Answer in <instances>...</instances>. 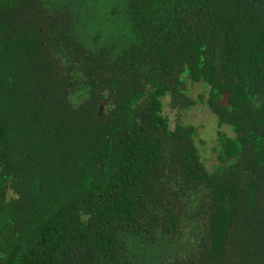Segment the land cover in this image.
I'll return each mask as SVG.
<instances>
[{
    "label": "trees",
    "instance_id": "16d2710c",
    "mask_svg": "<svg viewBox=\"0 0 264 264\" xmlns=\"http://www.w3.org/2000/svg\"><path fill=\"white\" fill-rule=\"evenodd\" d=\"M0 264H264V0H0Z\"/></svg>",
    "mask_w": 264,
    "mask_h": 264
},
{
    "label": "rangeland",
    "instance_id": "374dc122",
    "mask_svg": "<svg viewBox=\"0 0 264 264\" xmlns=\"http://www.w3.org/2000/svg\"><path fill=\"white\" fill-rule=\"evenodd\" d=\"M190 96L197 97L202 88L198 84L191 86ZM165 112L168 113L171 121L175 120L174 111H171L169 107H165ZM186 118L190 122L194 123L199 129V134L195 139V144L201 150L203 158L208 164L214 163V148H215V133L217 130V122L214 115H212L206 108L199 107L187 111Z\"/></svg>",
    "mask_w": 264,
    "mask_h": 264
}]
</instances>
